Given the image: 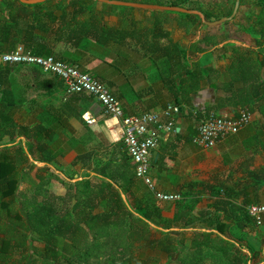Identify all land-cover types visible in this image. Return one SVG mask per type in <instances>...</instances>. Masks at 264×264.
Wrapping results in <instances>:
<instances>
[{"label": "crops", "instance_id": "obj_1", "mask_svg": "<svg viewBox=\"0 0 264 264\" xmlns=\"http://www.w3.org/2000/svg\"><path fill=\"white\" fill-rule=\"evenodd\" d=\"M58 1L65 4L69 0L53 3ZM126 1L169 5L171 0ZM189 2L221 17L231 12L234 0ZM188 4L187 1L179 7L186 8ZM88 5L92 10L81 16L98 18L105 28L102 34L97 29L95 37L85 36L73 44L72 35L67 34L72 26L58 34L57 29L66 22L44 20L46 28L35 35L46 42L48 55L103 83L127 115L155 112L168 103L178 105L180 111L172 116L174 130L164 133L150 152L149 174L156 189L177 192L181 199L174 203L156 201L134 176L133 164L123 151L118 121L104 115L92 96L64 94L58 77L32 66L11 65L9 77L17 92L10 91L11 103L0 112V130L6 132L0 147L6 145L11 155L16 150L24 153L16 176L27 170L28 176L38 182L40 175L36 178L35 170L46 168L50 174L56 176L54 172H58L72 183L103 174L122 186L129 203L148 210L157 224L150 226L158 231L177 235L185 230L191 238L196 232L216 234L240 246L246 256L255 254L249 261L244 258L245 263L264 264V214L256 225L245 211L249 204H264V90L259 91L264 65L257 66L259 79L249 92L257 89V95L252 94L244 105L239 104L238 96L242 83L232 80L227 70L238 54L264 63V40L257 45L258 34L240 29L247 23L250 1L242 0L231 19L214 26L201 23L198 16L191 24L189 18L176 14L180 12L169 10L96 0ZM68 9L71 12L72 6ZM152 11L172 13L158 16ZM194 42L213 50L197 53L192 50ZM182 56L188 62L195 59L218 71L185 97L176 91L185 72ZM180 96L187 101L177 103ZM243 108L249 111V122L235 134L210 148H200L192 142L197 119L202 115L212 111L231 117ZM2 120H6L5 125ZM63 169L73 171L72 176L67 177ZM60 184L58 195H63L66 188L63 182ZM183 244L187 248L190 239Z\"/></svg>", "mask_w": 264, "mask_h": 264}, {"label": "trees", "instance_id": "obj_2", "mask_svg": "<svg viewBox=\"0 0 264 264\" xmlns=\"http://www.w3.org/2000/svg\"><path fill=\"white\" fill-rule=\"evenodd\" d=\"M53 1L27 5L18 0H0V54L21 47L34 55H48L46 42L35 35L36 31L46 28L44 20L66 22L57 29L58 34L72 26L67 34L72 35L73 44L85 36L95 37L97 29L101 34L105 30L98 18L81 16L90 13L92 8L88 3L93 0H69L65 4ZM187 1L186 8L202 11L205 19L220 17V14L213 15L195 7L190 0H171L169 5L183 6ZM249 1L252 9L246 15L247 23L241 24L240 29L258 34L256 43L261 45L264 0ZM70 6L71 12L67 10ZM183 15L191 24L197 19L196 15ZM192 50L203 53L213 49H204L194 42ZM182 59L185 72L179 78L176 91L184 97L218 72L195 59L190 62L184 56ZM260 65L264 63L247 60L240 54L232 59L227 70L232 80L242 83L238 90L240 105L252 94L257 95V89L249 92L259 79L257 66ZM11 70V65L0 66V112L11 103L10 91L17 92L9 77ZM259 81V91L264 90V79ZM184 97L180 96L177 103L187 101ZM1 123L5 125L6 120ZM4 133L1 129L0 139ZM27 151L31 154L28 148ZM23 155L21 150L11 155L6 145L0 147V264H151V258L137 253L138 248L143 247L162 253L164 264H247L244 258L249 261L255 256H246L240 246L216 234L196 232L191 238L185 230L177 235L158 231L150 226L157 224L148 210L138 203H129L122 186L103 174L99 178L86 176L69 182L63 195L47 192L43 189L42 176L38 182L27 172L16 176ZM44 170L46 168L38 169L39 172ZM198 238L201 239L198 241ZM185 239H190L191 245L187 248L183 244Z\"/></svg>", "mask_w": 264, "mask_h": 264}, {"label": "built area", "instance_id": "obj_3", "mask_svg": "<svg viewBox=\"0 0 264 264\" xmlns=\"http://www.w3.org/2000/svg\"><path fill=\"white\" fill-rule=\"evenodd\" d=\"M0 63L38 68L43 73L58 77L64 94L85 93L92 96L101 106L104 115L118 121L123 151L133 164L135 178L142 182L156 201L174 203L181 199L177 192L168 193L156 189L149 174L150 152L157 147L164 133L174 130L172 116L180 111L178 105L168 103L155 112L127 115L123 113L118 99L103 83L51 55H34L16 47L1 53ZM248 122L249 111L246 108L240 109L231 117L209 111L198 119L192 142L200 148H210L227 136L235 134ZM245 211L258 225L264 214V204H249Z\"/></svg>", "mask_w": 264, "mask_h": 264}, {"label": "water", "instance_id": "obj_4", "mask_svg": "<svg viewBox=\"0 0 264 264\" xmlns=\"http://www.w3.org/2000/svg\"><path fill=\"white\" fill-rule=\"evenodd\" d=\"M18 1L24 4L32 5L35 3L43 2L44 0H18ZM96 1L110 4V5H117V6H128V7L143 8V9L169 10V11H174V12L196 15L199 17L201 23L208 25V26H214L217 24H221L231 19L235 15L237 7H238V3H239V0H234L232 9L229 15L221 16L216 20L207 21L200 11L195 10V9H187V8H183L179 6L149 4V3H142V2L126 1V0H96Z\"/></svg>", "mask_w": 264, "mask_h": 264}, {"label": "rangeland", "instance_id": "obj_5", "mask_svg": "<svg viewBox=\"0 0 264 264\" xmlns=\"http://www.w3.org/2000/svg\"><path fill=\"white\" fill-rule=\"evenodd\" d=\"M46 1V0H44ZM43 1V2H44ZM153 2L155 3H165L164 0H152ZM170 1V0H168ZM41 3V2H40ZM38 4V3H35V5ZM29 5V4H27ZM34 5V4H32ZM153 10H156V9H153ZM152 12H157L158 16H161V14H169V13H172V12H169V13H163L162 11H152ZM178 16H181L182 18H187L185 15L181 14V13H176ZM158 20V19H156ZM198 120V119H197ZM197 124V122H196ZM64 171V174L67 173V177H71L72 176V172L70 169L69 170H66V169H63ZM25 172L28 173L27 170H25ZM54 172V171H53ZM45 173V174H43ZM56 176L54 175H51L48 170H44L42 172H39V171H36L34 172V174L37 176L38 174L40 176H42L43 178V189L46 190L47 192H50L52 194H56L58 195V183H64L63 187L64 189L67 188V184L70 182V181H66L62 175L58 174V172H54ZM53 173V174H54ZM68 179V178H66ZM69 180V179H68ZM62 185V184H60ZM137 253L141 256H147V258H151L150 262L151 264H164L165 262V257L162 253H158L157 251L155 250H150L149 248H146V247H143V248H138L137 250ZM257 261V260H256Z\"/></svg>", "mask_w": 264, "mask_h": 264}]
</instances>
